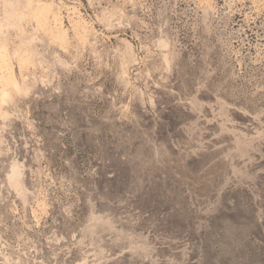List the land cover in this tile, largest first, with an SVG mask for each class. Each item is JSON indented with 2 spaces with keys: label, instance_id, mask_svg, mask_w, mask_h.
Returning <instances> with one entry per match:
<instances>
[{
  "label": "rangeland",
  "instance_id": "obj_1",
  "mask_svg": "<svg viewBox=\"0 0 264 264\" xmlns=\"http://www.w3.org/2000/svg\"><path fill=\"white\" fill-rule=\"evenodd\" d=\"M0 264H264V0H0Z\"/></svg>",
  "mask_w": 264,
  "mask_h": 264
}]
</instances>
